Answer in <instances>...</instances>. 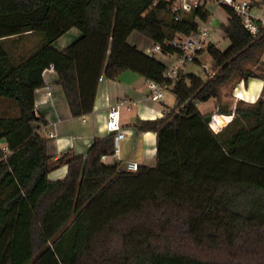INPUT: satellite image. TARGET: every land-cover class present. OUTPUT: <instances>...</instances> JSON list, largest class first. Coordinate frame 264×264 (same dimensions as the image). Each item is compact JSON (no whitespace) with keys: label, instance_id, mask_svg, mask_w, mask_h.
<instances>
[{"label":"trees","instance_id":"obj_1","mask_svg":"<svg viewBox=\"0 0 264 264\" xmlns=\"http://www.w3.org/2000/svg\"><path fill=\"white\" fill-rule=\"evenodd\" d=\"M224 6L229 46L211 41L200 51L213 73L183 71L172 82L167 64L130 35L164 44L197 30L195 18H209V9L176 19L168 0H0V264H264V95L235 108L222 99L245 72H264V23L254 34ZM73 27L80 35L57 48ZM25 33L39 35L31 49L19 48ZM51 65L74 116L93 110L103 75L132 70L173 84L175 107L136 123L158 132L157 164L129 171L104 163L115 151L109 133L86 156L67 158L64 178L50 179L60 158L34 123L45 122L35 91ZM211 98L239 121L228 135L209 126L216 109H199Z\"/></svg>","mask_w":264,"mask_h":264},{"label":"crops","instance_id":"obj_2","mask_svg":"<svg viewBox=\"0 0 264 264\" xmlns=\"http://www.w3.org/2000/svg\"><path fill=\"white\" fill-rule=\"evenodd\" d=\"M219 8L214 3L208 4L211 14L218 12ZM259 8L264 9L261 6ZM225 20L228 21L227 12ZM79 35V29L73 27L60 36L54 45L59 49H64ZM30 36L33 35L31 33L23 34L19 48L31 49L35 46L39 38L32 43L29 39ZM37 36L39 37V35ZM129 40L141 49L147 50L149 39L142 33L134 31ZM212 41L217 44L215 39L212 38ZM162 60L169 63V60ZM262 60L264 61V54ZM255 71L257 74L250 72L247 78L244 77L235 85L233 101L231 102L233 108L239 99L254 102L261 95H264V72L261 73L256 67ZM43 74L46 84L35 91V112L36 115L42 116L45 122H35L34 127L39 133L47 137L48 154L52 158H60L57 166L48 174L50 179L64 178L68 172V164L65 162L67 158L73 155L86 156L96 138L105 137L109 134L106 130V121L109 110L115 103H120L124 137L119 141V153L105 155L102 157V161L106 164L118 165L123 169L127 168V163L131 161H137L139 165L146 166L157 164L158 132L139 129L136 123L138 119L162 117L167 113L165 110L167 107L173 108L169 105V101L175 100L176 102V96H167V88L164 90L163 97L156 96L150 86V79L132 70L122 72L117 78H109L103 75L99 81L93 110L83 116H74L63 86L59 82L56 69L48 67ZM213 99L212 104L204 110L201 108L203 102H200L198 104L199 109L203 113L216 109L217 99Z\"/></svg>","mask_w":264,"mask_h":264},{"label":"built area","instance_id":"obj_3","mask_svg":"<svg viewBox=\"0 0 264 264\" xmlns=\"http://www.w3.org/2000/svg\"><path fill=\"white\" fill-rule=\"evenodd\" d=\"M168 1H170V9L176 19L181 18L186 12L192 11L196 8L203 7L208 9V4L212 2L217 5H227L232 7L236 11L237 15L242 18L244 25L249 29L250 32L254 34L258 30L257 21L260 20L264 23V14L260 15L259 13H255L253 11L254 6L252 5L251 0ZM195 20L198 23V27L197 30L193 31L192 33L186 35H177L174 39L165 41L164 44L154 42L152 46L147 47V51H149L150 54H159L170 61V63H166L167 68L164 72V77L166 80L175 82L180 73L186 68L187 65H189L191 62H196L197 59L201 61L200 57L203 53H200V51L202 49H206L207 45L212 41V14H210L209 18L207 19H201L199 16H197ZM50 67L52 69L55 68L53 65H51ZM207 72L208 75H211L213 73V70H208L207 68ZM172 85L168 84L167 81L157 82L155 80H150V86L153 88L156 96L158 97H163L164 90L168 86L171 87ZM165 110L168 113L171 111V108L167 107ZM218 114H220V116H218ZM227 115L228 114L222 113L218 109L214 111L209 122V126L215 133H221L225 135L219 124V119H221V116L223 119V116L226 117ZM106 130L109 133H113L115 135V151L113 154H118L120 151L119 141L124 137L121 123L120 103H115L111 106L106 121ZM4 149L7 150L6 147ZM102 157H105V155H103ZM139 166L140 165L137 161H131L127 163L126 170L137 171L139 169Z\"/></svg>","mask_w":264,"mask_h":264},{"label":"rangeland","instance_id":"obj_4","mask_svg":"<svg viewBox=\"0 0 264 264\" xmlns=\"http://www.w3.org/2000/svg\"><path fill=\"white\" fill-rule=\"evenodd\" d=\"M253 1V0H251ZM212 2H210L211 4ZM217 5V4H216ZM220 8V10L218 12H215L212 14V27L214 28V32H213V35H212V38L215 39V41H217V45L221 48V49H225L229 46L230 44V40L224 36V33H223V30H222V25L225 24L227 21L225 20V15H226V8L224 5H218ZM253 11L255 13H259L260 15H263L264 14V9L263 8H259V7H254ZM38 36L37 35H33V36H30L29 39L30 41H32V43H34L35 41L38 40ZM148 44L147 46L150 47L153 45L154 42L148 40ZM157 57H159L160 59H164V60H168L166 58H164L163 56L157 54L156 55ZM201 62H191L189 65L186 66V68L183 70L185 72V70L189 71V72H195L203 77H208V72H207V68L208 70L211 69V65L213 63L212 61V57L211 55L208 53V52H204L203 54H201ZM170 63V61H168ZM207 66V67H206ZM182 71V72H183ZM237 84V83H236ZM236 84H228L226 86H224L222 88V99L223 101L225 102H228V103H231L233 101V96H234V87ZM166 95L169 96V97H175V94L170 90V89H167L166 90ZM213 98H211L209 101L207 102H203L201 104V108L204 110L206 109V107L210 106L213 102ZM169 105L171 107H175L176 105V102L175 100L173 102H170L169 101ZM211 111H214V110H211ZM234 119L236 120L235 118V115L234 114H231V115H227L226 117L223 116V119H222V116H221V119H219V124L223 130V132L225 133V135H228L233 129H232V125H233V121ZM235 124H239V121L236 120L235 121ZM235 126V125H234ZM234 128V127H233ZM221 134V133H220ZM223 135V134H222Z\"/></svg>","mask_w":264,"mask_h":264},{"label":"water","instance_id":"obj_5","mask_svg":"<svg viewBox=\"0 0 264 264\" xmlns=\"http://www.w3.org/2000/svg\"><path fill=\"white\" fill-rule=\"evenodd\" d=\"M145 53L150 54L149 51H147V50L145 51ZM249 75H250V71L245 72V78H247ZM218 116H220V114H218ZM120 169H123V168L120 167ZM125 169H127V168H125Z\"/></svg>","mask_w":264,"mask_h":264}]
</instances>
